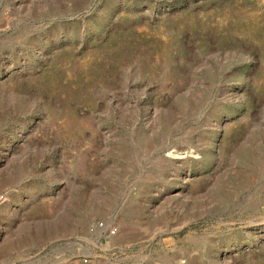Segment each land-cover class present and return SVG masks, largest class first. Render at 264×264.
<instances>
[{
    "label": "rangeland",
    "instance_id": "obj_1",
    "mask_svg": "<svg viewBox=\"0 0 264 264\" xmlns=\"http://www.w3.org/2000/svg\"><path fill=\"white\" fill-rule=\"evenodd\" d=\"M0 196V264H264V0H0Z\"/></svg>",
    "mask_w": 264,
    "mask_h": 264
},
{
    "label": "built area",
    "instance_id": "obj_2",
    "mask_svg": "<svg viewBox=\"0 0 264 264\" xmlns=\"http://www.w3.org/2000/svg\"><path fill=\"white\" fill-rule=\"evenodd\" d=\"M2 200H3V198H2V196H0V202ZM97 230L103 232L107 237H110L115 233L116 227L115 226H106L101 221H98V222H94V224L92 226H90V228H89V231H97ZM83 261L85 262L86 259L83 258Z\"/></svg>",
    "mask_w": 264,
    "mask_h": 264
}]
</instances>
